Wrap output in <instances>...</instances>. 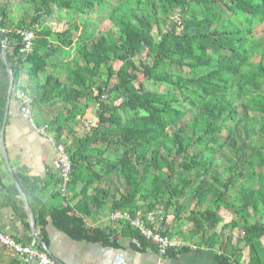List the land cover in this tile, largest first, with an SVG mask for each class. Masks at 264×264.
Instances as JSON below:
<instances>
[{
  "label": "trees",
  "instance_id": "obj_1",
  "mask_svg": "<svg viewBox=\"0 0 264 264\" xmlns=\"http://www.w3.org/2000/svg\"><path fill=\"white\" fill-rule=\"evenodd\" d=\"M25 5L28 20L11 18L12 4L0 8L11 99L24 74L29 83L20 88L39 115L34 124L64 145L70 160L65 188L78 196L73 205L47 206L40 198L41 180L14 172L44 244L45 226L52 223L76 240L117 247L118 237L132 239L136 251L162 257L175 258L195 246L216 249L222 264H241L244 255L245 264H264V35L257 36L252 26L264 24V0H25ZM52 7L65 12L62 31L41 21ZM17 28L32 31L29 51H20ZM59 55L63 78L55 62ZM89 103L96 120L78 136L75 126ZM4 105L0 100V127ZM224 151L221 170L214 155ZM5 171L0 208L10 206L25 222L23 201ZM60 179L47 175L55 188ZM120 180L124 189L112 191ZM100 209L128 219H117L118 230L87 226L86 218ZM220 210L229 213L228 221ZM149 212L161 235L184 245L160 254L130 224L136 217L145 221ZM182 223L190 227L184 230ZM33 248L45 251L41 244ZM7 249L14 256L0 264H27L0 244L2 254Z\"/></svg>",
  "mask_w": 264,
  "mask_h": 264
},
{
  "label": "crops",
  "instance_id": "obj_2",
  "mask_svg": "<svg viewBox=\"0 0 264 264\" xmlns=\"http://www.w3.org/2000/svg\"><path fill=\"white\" fill-rule=\"evenodd\" d=\"M21 76H24L25 79L20 77L18 83L28 84L29 80L26 79V76L24 74ZM8 89L9 73L3 67L0 57V100H6ZM33 111L35 115L32 116L33 114H31V118L34 117L35 122L39 115L37 111ZM7 114L8 120L6 119L7 122H5L4 128V146L12 171L40 179V198L47 206L65 204L66 201L73 205L78 200V196L74 197L66 188L64 194L60 191L63 181L61 180L60 166L56 157V144L59 143L52 139L47 130L44 133L40 132L39 128L41 126L31 125L27 119L18 115V103L15 99L10 101ZM5 169L7 170L5 160L0 152V171L4 182L7 183L8 178L5 175ZM50 173L61 178L56 188L47 183V175ZM56 190L60 192L58 197L55 196ZM77 190H79V186ZM115 214L109 216L107 209L94 211L92 216L86 218V224L87 226H109L118 230L119 227L116 221L119 217H114ZM25 222L14 213L10 206L0 208V232L10 235L22 243L36 247L38 244L34 243L30 233L28 216ZM219 225H222V223ZM34 230L36 235L40 237L39 229L34 226ZM45 233L51 256L59 259L64 264H222L220 253L216 249L209 250L192 246L191 249L179 253L175 258H169L162 257L149 249L143 252L136 251L135 248L130 246L132 239L118 237L117 244L119 246L117 247L100 242L76 240L57 230L52 223L45 226ZM0 253V263L14 256L8 249L3 254ZM246 261L247 256L244 255L241 264H245ZM26 263L38 264L35 259H30Z\"/></svg>",
  "mask_w": 264,
  "mask_h": 264
},
{
  "label": "built area",
  "instance_id": "obj_3",
  "mask_svg": "<svg viewBox=\"0 0 264 264\" xmlns=\"http://www.w3.org/2000/svg\"><path fill=\"white\" fill-rule=\"evenodd\" d=\"M15 33L20 37V44H21L20 51L21 52L29 51L31 49V44H32L31 43L32 32L28 30L16 29ZM18 85L19 86L13 92V96L18 103V113H19L18 115L27 119L31 125H34L31 118V112H32L31 98L21 90L20 83H18ZM39 130L42 133L46 131L44 126L41 127ZM56 151H57L56 157L58 164L60 166V171L63 181L60 187V191L62 192V194H64L65 182L68 179L67 178L68 172L70 170V160L68 158V154L66 153L64 145L56 144ZM157 213H159V211ZM114 217H119V218L123 217L128 219L127 214L123 215L121 213H116ZM145 219L146 220L144 221L141 220L139 217H136L133 220H130V224L136 227L146 239H149L153 244H155L160 254H164L169 248L181 247L182 245H184V243L181 240H178L176 238H168L166 236L161 235V233L158 232V229L159 227H161V225L159 221L156 220V216L153 212L147 213ZM146 222L153 224L152 226H150ZM0 244L11 249L24 261L35 259L38 264H60L54 257L47 254L45 251H38L30 245L17 242L15 238H13L12 236L1 232H0Z\"/></svg>",
  "mask_w": 264,
  "mask_h": 264
},
{
  "label": "rangeland",
  "instance_id": "obj_4",
  "mask_svg": "<svg viewBox=\"0 0 264 264\" xmlns=\"http://www.w3.org/2000/svg\"><path fill=\"white\" fill-rule=\"evenodd\" d=\"M111 3H113V2H111ZM5 4H7V5L12 4L13 12L10 14L11 18L17 19L19 16H24L25 19L28 20L27 16L31 15V12L29 11L27 5H25V0H20V1L19 0H0V8H3L5 6ZM108 7H110V6L108 5ZM108 11H109L108 9H104L103 13H107ZM64 13L65 12L59 11L55 7H52L50 16H48V17L42 16L41 21L46 23L47 25H49L51 30H53V31H62L66 27V22H65V19H64L65 14ZM25 14H28V15H25ZM92 16H94V14H92ZM172 16L177 17V15H174V14ZM78 17H79L78 15L74 14L73 15V20L74 19L77 20ZM82 17L84 18V17H86V15H83ZM66 18H67V20H69V15H66ZM166 23H167V20H166ZM252 26H253L254 30L256 31L257 36L264 35V24H259L257 22H254ZM17 29H19V28H17ZM13 30L15 32L16 29H13ZM22 30H27V29H22ZM28 31H31V30H28ZM32 37H33V33H32ZM31 43H32V39H31ZM31 47H32V44H31ZM62 60H63V56L59 55V57H57L55 59V62H57V68H58L57 72H60V75L63 78L65 76L64 72L59 71L62 68V66L64 65V63H62ZM50 61H54V60L51 59ZM70 61H73V60H70ZM21 78L25 79L24 76H21ZM39 80L41 81L42 77H39ZM20 84H23V83L20 82ZM148 86L150 88H153V86L151 84H149V83H148ZM162 88L163 87L160 86L158 89H162ZM89 104L90 105L85 110V113H84L83 117L78 120L77 125L75 126L76 129H77V135L78 136H80V135H82L84 133L85 125H87V124L90 125L93 122H95V120H96L94 115H93V111H94L95 108H94V106L91 103H89ZM33 118H32V121H33V123H35ZM88 122H90V123H88ZM41 127H43V125ZM225 133H226V131H223V134H225ZM226 155H227L226 151H224V153H221V154L217 153V154L214 155V158L216 159V162L219 164V167H220L221 170L223 169V165H224L223 163H226L225 162ZM114 187H117L119 189V191L120 190L122 191L124 189L122 180L114 182L113 186L111 187L112 191H113ZM181 201L185 202V204H187L188 207H190L192 205V202L187 200V199H182ZM220 213L223 216L224 220H229L230 216H229L228 212H225L224 210H220ZM261 216H262V220H263V223H264V213ZM171 221H172V215L167 217V220H166V222H167L166 226L167 227H168V225L172 224ZM182 225H183L182 228L184 230H186V229H188L190 227L189 225H186V224L184 225V223H182ZM220 226L221 225L218 226V229L220 228ZM172 238H175V237H172ZM178 238H180V237H178ZM263 243H264V240H263Z\"/></svg>",
  "mask_w": 264,
  "mask_h": 264
},
{
  "label": "water",
  "instance_id": "obj_5",
  "mask_svg": "<svg viewBox=\"0 0 264 264\" xmlns=\"http://www.w3.org/2000/svg\"><path fill=\"white\" fill-rule=\"evenodd\" d=\"M1 42V52H0V57H1V61H2V64H3V67L8 71L9 73V89H8V94H7V97H6V100H5V105H4V115H3V120H2V123H1V128H0V152L5 160V164H6V168L8 170V173H9V176L11 178V181L13 182V184L15 185V187L18 189L19 191V194H20V197L23 201V204H24V207H25V210H26V213H27V216H28V222L30 224V233L34 239V243L35 244H41L43 246V249L45 250V252L49 255L50 252H49V249H48V246L44 244V242L42 241V239L40 237H38L35 233V230H34V226H35V223H34V216H33V213L31 211V208L28 204V200L26 198V195L24 194L21 186L19 185L15 175H14V172L12 171L11 167H10V164H9V160H8V156H7V152H6V149H5V146H4V128H5V122H6V119H7V113L9 112V103H10V100H11V88H12V85H13V77H12V74H11V70L9 68V65L7 63V59H6V52H7V47H8V42L6 39H3L0 41ZM34 244V245H35ZM60 264H64L62 261H60L59 259L55 258Z\"/></svg>",
  "mask_w": 264,
  "mask_h": 264
},
{
  "label": "clouds",
  "instance_id": "obj_6",
  "mask_svg": "<svg viewBox=\"0 0 264 264\" xmlns=\"http://www.w3.org/2000/svg\"><path fill=\"white\" fill-rule=\"evenodd\" d=\"M11 91H12V88H11Z\"/></svg>",
  "mask_w": 264,
  "mask_h": 264
}]
</instances>
